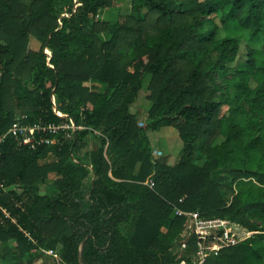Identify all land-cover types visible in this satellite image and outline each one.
I'll return each mask as SVG.
<instances>
[{"label":"trees","instance_id":"trees-1","mask_svg":"<svg viewBox=\"0 0 264 264\" xmlns=\"http://www.w3.org/2000/svg\"><path fill=\"white\" fill-rule=\"evenodd\" d=\"M129 4L109 22L112 0H0V131L16 111L76 127L0 144V264H79L84 238L82 264H197L191 214L239 240L202 264H264V0ZM164 127L172 165L146 134Z\"/></svg>","mask_w":264,"mask_h":264},{"label":"built area","instance_id":"built-area-1","mask_svg":"<svg viewBox=\"0 0 264 264\" xmlns=\"http://www.w3.org/2000/svg\"><path fill=\"white\" fill-rule=\"evenodd\" d=\"M57 115L59 113L55 112ZM26 116L19 115L15 117L11 126L4 132L0 131V144L8 138L13 136L18 147H26L30 150L35 149L38 145H50L58 142L57 138H50L49 134H58L64 131V137L69 138V130H75V125L70 122L66 124H42L25 123L23 122ZM150 187L152 182H146ZM4 184L0 182V189ZM178 215L183 214L181 211H176ZM7 216V214H5ZM193 219L194 231L197 237V264H202L205 258L209 255H216L221 249L234 246L239 240L231 231L229 223L224 220H200L197 214H191ZM50 253V252H49ZM56 256V255H54Z\"/></svg>","mask_w":264,"mask_h":264},{"label":"rangeland","instance_id":"rangeland-1","mask_svg":"<svg viewBox=\"0 0 264 264\" xmlns=\"http://www.w3.org/2000/svg\"><path fill=\"white\" fill-rule=\"evenodd\" d=\"M129 0H112V5L108 8L100 10L97 19L115 22L118 17L122 18L124 15L129 13ZM39 43L33 38L29 39L28 48L30 50H37ZM149 82V75H145L143 80V85L139 91L137 100L131 105V112L137 114V119L144 123L146 118L145 114L150 106L149 101L146 96L148 94L147 86ZM99 89H102L101 87ZM15 117L21 115L19 111H16ZM147 137L149 139L150 146L152 148L153 154L157 158L166 159L169 165L174 164L180 153L182 143L178 137L175 129L171 127H164L157 131H147ZM50 159V158H49ZM44 160L41 163H44ZM45 192V187H40V193ZM48 255H51L48 253ZM53 257V256H52ZM54 259V258H53ZM53 260L49 259L47 261L37 260L33 264H52ZM185 264V263H184Z\"/></svg>","mask_w":264,"mask_h":264},{"label":"water","instance_id":"water-1","mask_svg":"<svg viewBox=\"0 0 264 264\" xmlns=\"http://www.w3.org/2000/svg\"><path fill=\"white\" fill-rule=\"evenodd\" d=\"M85 239H86V238H84V239L81 241V243H80V245H79V249H78V261H79V264H82V262H81V258H80V253H81V248H82V245H83Z\"/></svg>","mask_w":264,"mask_h":264}]
</instances>
